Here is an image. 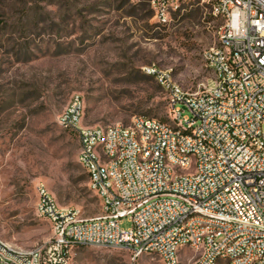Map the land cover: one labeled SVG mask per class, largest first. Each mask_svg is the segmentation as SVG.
<instances>
[{"label":"built area","instance_id":"obj_1","mask_svg":"<svg viewBox=\"0 0 264 264\" xmlns=\"http://www.w3.org/2000/svg\"><path fill=\"white\" fill-rule=\"evenodd\" d=\"M194 1L222 21L203 53L208 87L185 92L146 66L169 122L134 116L126 126L83 125L84 103L73 95L56 122L78 142L100 215L83 219L37 184L35 212L50 237L27 250L0 240V264H71L76 247L161 264H264V0H150L152 20L168 27Z\"/></svg>","mask_w":264,"mask_h":264},{"label":"rangeland","instance_id":"obj_2","mask_svg":"<svg viewBox=\"0 0 264 264\" xmlns=\"http://www.w3.org/2000/svg\"><path fill=\"white\" fill-rule=\"evenodd\" d=\"M149 2L0 0V240L27 250L49 239L35 212L37 184L83 219L100 215L76 161L78 142L56 122L73 95L83 100L85 126H126L134 116L168 123L165 94L142 68L168 72L188 93L212 81L203 53L216 45L222 21L194 1L159 28ZM129 227L123 219L120 228ZM71 264L161 262L76 247Z\"/></svg>","mask_w":264,"mask_h":264},{"label":"trees","instance_id":"obj_3","mask_svg":"<svg viewBox=\"0 0 264 264\" xmlns=\"http://www.w3.org/2000/svg\"><path fill=\"white\" fill-rule=\"evenodd\" d=\"M73 134V133H72ZM74 135V134H73ZM87 179V178H86Z\"/></svg>","mask_w":264,"mask_h":264}]
</instances>
